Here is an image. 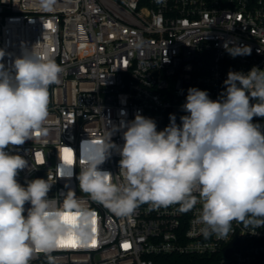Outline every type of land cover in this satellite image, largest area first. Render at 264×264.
<instances>
[{
	"label": "built area",
	"instance_id": "2783aa9c",
	"mask_svg": "<svg viewBox=\"0 0 264 264\" xmlns=\"http://www.w3.org/2000/svg\"><path fill=\"white\" fill-rule=\"evenodd\" d=\"M226 41L249 46L251 55L231 57ZM37 42L64 69L49 88L47 134L5 150L28 161L19 183L48 179L49 197L74 190L95 213L87 244L54 252L56 264H264V228L233 223L227 238L206 239L199 204L187 213L142 205L117 216L80 192L76 179L92 141L111 131L123 145L114 129L121 121L139 112L158 131L170 114L180 124L189 88L216 100L229 71L264 70V0H54L50 8L44 0H0V48L11 54L0 62L11 67L22 43L30 49ZM253 122L264 125V118ZM119 160L113 150L100 167L116 174ZM31 264L47 261L41 254Z\"/></svg>",
	"mask_w": 264,
	"mask_h": 264
},
{
	"label": "clouds",
	"instance_id": "9594fccd",
	"mask_svg": "<svg viewBox=\"0 0 264 264\" xmlns=\"http://www.w3.org/2000/svg\"><path fill=\"white\" fill-rule=\"evenodd\" d=\"M53 3L44 0L46 7ZM40 43L30 49L22 43L11 67L0 62V264H31L41 254L56 264L53 253L73 242L87 244L95 224L94 211L76 191L49 197L48 179L19 183L28 161L5 150L47 134L49 88L60 83L64 69ZM224 48L233 58L252 51L235 41ZM6 55L0 48V61ZM224 86L216 100L189 88L180 124L170 114L158 131L154 119L137 112L114 126L122 131V146L111 141V131L92 141L94 151L82 156L76 177L80 192L117 216H131L142 205H177L187 213L199 204L206 239L227 238L233 223L264 228V125L253 122L264 118V70L229 71ZM113 150L120 156L116 174L100 167Z\"/></svg>",
	"mask_w": 264,
	"mask_h": 264
},
{
	"label": "snow or ice",
	"instance_id": "6c2138e0",
	"mask_svg": "<svg viewBox=\"0 0 264 264\" xmlns=\"http://www.w3.org/2000/svg\"><path fill=\"white\" fill-rule=\"evenodd\" d=\"M51 27V26H49ZM65 152L68 153V149H65ZM65 160L67 161V163L71 164L72 161L68 158V156L66 155L65 156ZM92 244L94 245L95 244V241L93 240L92 241ZM63 246H71V247H77L78 244H76L75 242L71 243V244H66V245H63ZM127 246V245H126Z\"/></svg>",
	"mask_w": 264,
	"mask_h": 264
}]
</instances>
